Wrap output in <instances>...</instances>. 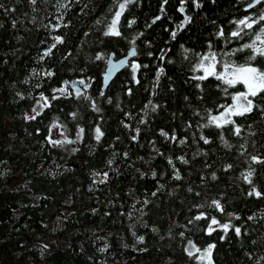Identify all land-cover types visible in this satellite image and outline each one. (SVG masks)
<instances>
[{"label":"trees","instance_id":"obj_1","mask_svg":"<svg viewBox=\"0 0 264 264\" xmlns=\"http://www.w3.org/2000/svg\"><path fill=\"white\" fill-rule=\"evenodd\" d=\"M249 1L131 0L116 36L125 0H0V264H208L189 245L264 264V93L211 122L247 91L217 79L226 64L264 71L245 47H264V0ZM130 46L101 93L108 54ZM212 54L216 75L198 79Z\"/></svg>","mask_w":264,"mask_h":264},{"label":"snow or ice","instance_id":"obj_2","mask_svg":"<svg viewBox=\"0 0 264 264\" xmlns=\"http://www.w3.org/2000/svg\"><path fill=\"white\" fill-rule=\"evenodd\" d=\"M33 3H35V0H32ZM131 0H125V3H121L119 5V11L116 12L115 14V18L113 19L110 27H109V31L106 32V35H116L119 36L120 33L119 31L116 30V25L119 21V18L121 16V14L123 13L127 3H130ZM166 2V0H165ZM261 0H256V3H260ZM249 7H252V5L250 4ZM156 19H159V17H157ZM187 19V18H186ZM259 21H264V15H261L259 17ZM259 21L257 20H252L250 17L249 18H245L242 19L240 21H238L239 25H243L246 28L251 29L253 27V24L258 23ZM155 22V21H153ZM262 32H264V29H261ZM220 35H223V31H221ZM231 35L233 37H239L240 36V31H234L231 33ZM173 36H175V33H173ZM57 42H61L60 38L57 37L56 38ZM256 41H259L260 44H264V39L261 38L260 35L256 36ZM55 45H53L54 47ZM245 47L247 48H251L253 50V52L257 55L260 56H264V47H256L255 46V42L253 44L250 45H245ZM48 53H45V55H47ZM134 54V53H133ZM99 58V57H98ZM216 57L215 54L211 55V60L213 61V63L208 64L207 66L204 65L203 61L204 60H209V56H205L203 57V60L200 64V68L203 69L204 71V75L198 77V79L200 80H204L206 79L208 76L210 75H216L215 73V61ZM250 59L254 60L255 59V55H253L252 57H250ZM133 69L135 70L136 68H138V65H133L132 66ZM232 67L231 65H225V73L222 75H218L217 79H221L223 80L226 84L232 86L235 85L237 83H242L247 91L246 92H241L239 93L237 96L233 97V100L235 101V103L232 105V107H230L229 109H227V113L229 115H236V116H241L244 115L246 113H250L252 112L253 108H254V104L253 101L251 99H249V96L251 97H255L260 93H264V71H262L261 69L257 68V67H253L251 65L248 66H237V67H232V71L229 72L228 69ZM59 91L63 92L64 89H59ZM46 100V98H45ZM243 101V102H241ZM44 106H47L46 103ZM33 111L35 112L36 110L33 109ZM39 112H36V115H39ZM30 119H35V116H31L29 117ZM220 121H223L224 124H229V123H233V121L231 119H225L223 116L220 117H212V121L211 122H215L217 127L221 126ZM235 132L237 135L240 134V128L237 127L235 129ZM96 133H97V140L100 139V137L102 136V133L100 131L99 128L96 129ZM162 135H167L166 133H162ZM53 144H59L61 143V141H51ZM67 143H72V141H66ZM208 141L205 140V143H207ZM254 162H262L259 161V159L257 157H252ZM171 163V161H169ZM106 177V174H105ZM251 173L248 174V176H246L245 178L248 180L249 183H251ZM179 178V177H177ZM104 182V181H101ZM249 195H255L257 197H260L262 195L261 192L256 191L255 189H253V191L249 192ZM213 204L216 206L217 209H220L222 211L221 205L219 204L218 201H213ZM200 216H197L196 219H200ZM219 222L213 218L211 220V224L212 225H216ZM229 225L228 224H223L222 228L225 231V233H227V231L229 230ZM211 231H213V229L211 228V225L209 226V234L211 233ZM235 232L237 235H240V228H235ZM140 240H143V237H140ZM215 247V245H209V247L204 250L203 255L200 257L201 260H205L207 259L208 264H212L211 262V256H212V250ZM196 252H200V249H196ZM192 252H189V255H192Z\"/></svg>","mask_w":264,"mask_h":264},{"label":"water","instance_id":"obj_3","mask_svg":"<svg viewBox=\"0 0 264 264\" xmlns=\"http://www.w3.org/2000/svg\"><path fill=\"white\" fill-rule=\"evenodd\" d=\"M262 1V0H261ZM252 5L254 7L256 4V0H250L246 5L245 9H250L252 7H249V5ZM182 12L185 14L183 11V6L181 8ZM187 16L185 14L184 20L187 21ZM136 53L135 46H130L127 48L125 54L115 57L114 52L111 51L106 59V64L105 68L102 72V85H101V93L104 92V90L107 88L108 84L110 81L113 79V77L116 75L117 72L122 70L125 66L129 64V61L131 57ZM68 86L77 89V90H84L85 86L83 82L80 79H74L71 80L68 83Z\"/></svg>","mask_w":264,"mask_h":264},{"label":"rangeland","instance_id":"obj_4","mask_svg":"<svg viewBox=\"0 0 264 264\" xmlns=\"http://www.w3.org/2000/svg\"><path fill=\"white\" fill-rule=\"evenodd\" d=\"M203 57H205V56H203ZM203 57H202V59H201V61H200V63H199V66H200V64H201V62H202V60H203ZM203 63H204V65L205 66H207L208 64H210V63H213V61L211 60V56H209V60H204L203 61ZM227 65H231L232 67H237V66H248V65H244V64H236V63H233V62H231V63H228ZM232 67H230L229 69H228V71L229 72H231L232 71ZM204 72V71H203ZM223 74L225 73V67L223 68ZM239 93H241V92H239ZM239 93H236L234 96H237ZM233 96V97H234ZM241 102H243V101H241ZM235 103V101L234 100H232V102L229 104V105H227L219 114H217V115H215V117H220V116H223L225 119H228L229 117H230V115L227 113V109H229L230 107H232V105ZM220 122H222V121H220ZM60 133L58 132V133H56V134H52V136H51V140L52 141H59L60 140ZM189 248L191 249V250H193V251H195L196 252V249H197V247H195V246H192V245H189ZM208 248V246H206V247H204V248H198V249H200V252H196V254L199 256V257H201L202 255H203V253H204V250H206ZM207 260V259H206Z\"/></svg>","mask_w":264,"mask_h":264}]
</instances>
